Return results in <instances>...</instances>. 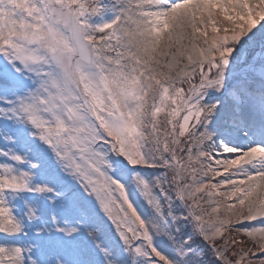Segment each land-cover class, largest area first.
I'll return each mask as SVG.
<instances>
[{
  "label": "snow or ice",
  "instance_id": "snow-or-ice-1",
  "mask_svg": "<svg viewBox=\"0 0 264 264\" xmlns=\"http://www.w3.org/2000/svg\"><path fill=\"white\" fill-rule=\"evenodd\" d=\"M0 264H264V0H0Z\"/></svg>",
  "mask_w": 264,
  "mask_h": 264
}]
</instances>
